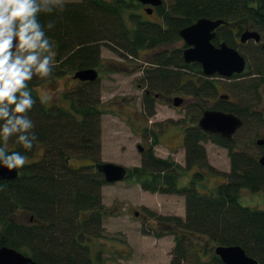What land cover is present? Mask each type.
<instances>
[{"label":"trees","instance_id":"1","mask_svg":"<svg viewBox=\"0 0 264 264\" xmlns=\"http://www.w3.org/2000/svg\"><path fill=\"white\" fill-rule=\"evenodd\" d=\"M167 1V6L162 1V6L156 8L159 22L133 20L135 28L131 32L123 24V14L132 3L131 0H114L112 3L108 0H80L64 3L62 13L42 16V23L49 19L55 22V27L47 32L56 53L53 70L63 66L75 71L95 68L99 63L102 46L110 49L115 46L128 56L138 58L142 49L152 51L179 40V31L200 18L227 22L242 20L243 26L256 28L259 25L264 29L263 0ZM231 38L226 33L221 40L233 46ZM218 42L219 37H216L212 43L217 45ZM171 58L161 53L153 57L150 63L180 70L195 66L202 75L199 65L185 64L181 55H178V62L173 64L171 61L174 59ZM256 60L264 63L260 55ZM260 71H264V68L258 69ZM57 72L56 75L62 74ZM255 72L257 71L254 70L252 75ZM146 73L150 74V71L147 70ZM161 73L159 77L149 79L159 82L162 88H166L169 80L174 82L178 78L169 76L164 71ZM42 81L36 76L29 82L36 99V104L29 113L37 136L33 149L24 150L14 139L9 144L28 159L34 157L37 146L43 152L38 160L18 169L17 179L0 181L4 185L3 190H0V247L7 246L17 251L29 249L30 257H27L37 264H91L87 248L79 243L84 238L87 241L100 238L95 230H100L101 226L103 207L100 188L106 183L95 170L88 175L84 172L86 167H67V159L63 155L67 152L84 153L96 142L99 113L92 104L93 92L90 90L94 83L81 85L83 93L77 95L76 102L69 99L70 110L66 111L58 107L51 110L44 107L33 90ZM260 83V78L252 79L239 90L242 95L252 94L260 87ZM206 85L209 91L214 89L212 82H206ZM195 90L196 87H192V92ZM150 92V89H146L143 94V105L149 116L154 111L150 103ZM220 103L213 109L238 116L244 125L248 113L236 108L231 96L229 100H221ZM203 140H209L225 149L229 158L230 171L224 175V180L215 185L208 186L204 183L206 176L203 170L207 169L210 173L216 171L207 164L206 153L201 144ZM234 144L233 138L226 140L192 126L183 134L184 167L169 158L154 156L151 148L142 152V167L133 169L135 176L139 177L141 188L153 193L180 195L185 199L184 220L158 218L160 224L173 221L169 224L176 230L172 233L175 246L170 264H194L189 252L191 245L188 247L185 244L186 240L193 242V238H204L214 248L238 246L258 264H264V211L243 207L239 203L242 190L264 193V165H260L253 156L236 150ZM260 148L264 152V146ZM196 168L198 171L194 172L189 183L179 186L180 174ZM18 210L28 215L27 222L14 221L13 216ZM85 233L88 237L84 236ZM202 255L205 256L203 253ZM196 264L203 263L196 261ZM208 264L223 263L213 255Z\"/></svg>","mask_w":264,"mask_h":264},{"label":"rangeland","instance_id":"2","mask_svg":"<svg viewBox=\"0 0 264 264\" xmlns=\"http://www.w3.org/2000/svg\"><path fill=\"white\" fill-rule=\"evenodd\" d=\"M79 1L64 0V3ZM108 1L112 3L114 0ZM131 1L123 14V24L130 32L135 28L133 20L146 23L160 21L156 9L151 15H147L144 8L148 6ZM162 1L163 5L167 6L168 1ZM225 34V29L217 31L219 40ZM232 45L245 58L246 69L239 78L231 79H223L216 75L213 78L204 77L198 73L199 69L195 66L180 70L172 66L151 65L153 57L161 53L172 57L171 60L174 59L170 60L172 64L178 62V55L182 56L185 48L180 38L152 51L142 49L138 58L128 56L115 46L111 49L103 46L100 48L99 63L94 68L98 71L99 78L90 89L91 93L93 92L92 104L99 113L96 142L84 153L64 152L63 158L67 159L69 168L113 163L127 168L128 175L124 181L104 184L100 188L103 207L101 226L100 230H95V234L100 238H93L91 241L84 238L85 240L81 239L79 243L87 248L91 264H170L175 246L172 233L176 230L169 224L173 221L160 224L158 218L184 220L185 199L180 195L153 193L141 188L138 183L139 177L133 173L134 168L142 167V153L138 151L137 146L142 147L143 150L151 148L154 156L169 158L184 167V131L197 126L204 110L219 106L220 95H229L236 108L248 113L244 125L233 137L234 147L253 156L257 161L264 155L263 150L255 143L264 138V75L260 76V88H256L254 93L242 95V91L239 90L250 80L259 77L252 76L258 63L256 60L259 56L258 47L252 42L243 47L234 42ZM147 70L150 74L146 73ZM57 71L62 74L56 75ZM161 71L178 78L174 82L169 80L166 88H162L159 82L150 80L159 77ZM74 73V69L63 66L58 70H52L46 81L43 80L33 87L39 98L41 86L48 89V95L52 99L43 102L46 109L58 107L62 110H70V100L76 102L77 95L83 93L82 86L73 79ZM51 78L53 80H49ZM206 82L213 83L212 91H209ZM192 87H196L195 92H192ZM146 89L151 90L150 103L154 108L150 116L143 105V94ZM175 97L182 99L179 107L172 105ZM201 144L206 153L207 164L216 171L210 173L204 169L206 176L204 183L208 186L215 185L224 180V175L230 171L227 151L209 140H203ZM12 150L17 149L9 144V151ZM34 150V157L27 159V163L38 160L43 152L39 146ZM86 169L84 172L88 175L95 172L93 167ZM196 171L198 168L181 173L178 179L179 186H186ZM239 203L243 207L264 211V193L242 190ZM135 213L138 215L135 216ZM13 219L17 222H27L28 215L18 210ZM84 236L88 237V234L85 233ZM185 244L188 247L191 245L189 252L194 264L196 261L208 264V260L214 255V247L207 244L204 238H193V242L186 240ZM19 251L30 257L29 249L22 248ZM189 261L190 259L186 263Z\"/></svg>","mask_w":264,"mask_h":264},{"label":"clouds","instance_id":"3","mask_svg":"<svg viewBox=\"0 0 264 264\" xmlns=\"http://www.w3.org/2000/svg\"><path fill=\"white\" fill-rule=\"evenodd\" d=\"M64 0H0V168L11 171L27 163V156L9 151V141L33 149L37 136L29 113L36 104L29 82L52 73L56 53L47 32L55 27L42 16L64 11ZM41 102L52 99L45 86ZM0 182V190H3Z\"/></svg>","mask_w":264,"mask_h":264},{"label":"water","instance_id":"4","mask_svg":"<svg viewBox=\"0 0 264 264\" xmlns=\"http://www.w3.org/2000/svg\"><path fill=\"white\" fill-rule=\"evenodd\" d=\"M140 3L147 15H151L154 8L162 6V0H133ZM222 25L223 20H210L200 18L195 23L179 31V38L184 42L185 48L182 51L183 62L187 65L196 63L200 65L202 74L205 77L217 75L222 78H231L240 75L245 69V59L233 47L221 42L215 46L212 41L215 38V31ZM260 42V35L257 32L245 30L239 36V42L244 44L248 41ZM264 50V44H263ZM73 79L80 82H95L98 79L97 71L94 68L78 70L74 73ZM228 96H221L226 100ZM182 99L175 97L172 101L173 107H179ZM242 120L232 113L218 110H205L197 122V127L204 133L219 135L223 139L231 140L236 132L241 129ZM259 147L264 146V139L256 141ZM139 152L142 148L137 146ZM260 165H264V155L258 159ZM97 173H100L105 183L112 184L121 182L126 178L127 169L113 163H98L94 165ZM18 169L8 171L0 168V181H13L18 178ZM138 213H135L137 216ZM214 255L223 264H258L253 258L248 257L238 246H218L214 248ZM0 264H37L31 258L19 251L7 246L0 247Z\"/></svg>","mask_w":264,"mask_h":264},{"label":"flooded vegetation","instance_id":"5","mask_svg":"<svg viewBox=\"0 0 264 264\" xmlns=\"http://www.w3.org/2000/svg\"><path fill=\"white\" fill-rule=\"evenodd\" d=\"M264 1V0H263ZM258 2H260L258 0ZM211 20V19H210ZM220 20V19H218ZM224 21V20H223ZM196 22V21H195ZM194 22V23H195ZM226 23V25H222L220 26L219 28L216 29L215 31V38L216 37H219V35H217V31L220 30V29H225L226 33H229L231 36H232V39H233V42L236 44V45H239L241 47L245 46L246 44H248L249 42H252L254 43L258 49H257V52L259 53L262 61L264 60V50H263V44H264V29L260 28V26L258 25L256 28H252V27H249V26H243V21L242 20H238V21H224ZM245 30H249V31H254V32H257L259 35H260V42L259 43H255L254 41L250 40L244 44H241L239 42V36L242 32H244ZM214 38V39H215ZM220 38V37H219ZM221 41V39H220ZM218 45V44H217ZM264 68V63L262 64V62H258L257 63V66H256V71L255 72V75L253 74L252 76H259V77H256V78H260V76L264 75V71H260L258 72V69H262L263 70ZM98 72V71H97ZM99 75V74H98ZM215 76V75H214ZM214 76L212 77H209V78H213ZM217 76V75H216ZM219 77V76H217ZM222 78V77H220ZM255 78V77H254ZM225 79V78H223ZM75 82H77L79 85H86L88 84L89 82H79L78 80H75ZM260 87H258L259 89ZM146 91V90H144ZM221 96H225V95H220L219 98ZM228 99V98H227ZM226 99V100H227ZM67 167H69L68 165H66ZM91 165H83V167H90ZM73 169H76V168H73ZM93 170H94V165H93Z\"/></svg>","mask_w":264,"mask_h":264}]
</instances>
